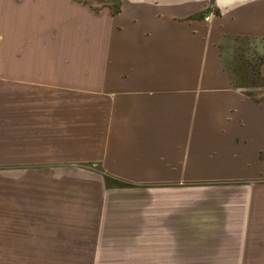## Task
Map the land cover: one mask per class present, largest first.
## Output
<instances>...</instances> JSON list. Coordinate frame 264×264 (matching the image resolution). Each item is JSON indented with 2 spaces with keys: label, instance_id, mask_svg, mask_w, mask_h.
<instances>
[{
  "label": "crops",
  "instance_id": "0c3cea01",
  "mask_svg": "<svg viewBox=\"0 0 264 264\" xmlns=\"http://www.w3.org/2000/svg\"><path fill=\"white\" fill-rule=\"evenodd\" d=\"M226 36L264 0H0V260L264 264V88Z\"/></svg>",
  "mask_w": 264,
  "mask_h": 264
},
{
  "label": "trees",
  "instance_id": "16d2710c",
  "mask_svg": "<svg viewBox=\"0 0 264 264\" xmlns=\"http://www.w3.org/2000/svg\"><path fill=\"white\" fill-rule=\"evenodd\" d=\"M220 48L225 68L237 88H264V39L226 36Z\"/></svg>",
  "mask_w": 264,
  "mask_h": 264
},
{
  "label": "rangeland",
  "instance_id": "374dc122",
  "mask_svg": "<svg viewBox=\"0 0 264 264\" xmlns=\"http://www.w3.org/2000/svg\"><path fill=\"white\" fill-rule=\"evenodd\" d=\"M89 2H93V6L95 7H100L102 5L107 4L108 2H113L114 0H85ZM250 89V88H249ZM262 90V89H261ZM260 90V91H261ZM250 92L253 91L254 94L257 93V91L254 90H249ZM3 93V92H2ZM0 95H3L0 93ZM138 247V246H137ZM109 248V247H105ZM149 247L147 246H142L141 248H137L135 251H132L128 256L129 259L126 260H112L110 258H107L109 256H118V254H111L110 253H102V251L94 253L95 259H83L85 256H91V255H86L84 251H79L78 254H69L68 256H73L77 257V259H67V260H24V259H16V256L21 257L22 255L19 253L7 254L3 256H8L10 260H0V264H166V262H169V256L166 254H151L148 250ZM141 253H139L140 251ZM153 257V258H152ZM13 258V259H11ZM97 258V259H96ZM104 258V259H103ZM106 258V259H105ZM158 261V262H157ZM169 264V263H168ZM171 264V262H170Z\"/></svg>",
  "mask_w": 264,
  "mask_h": 264
}]
</instances>
